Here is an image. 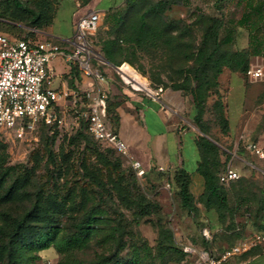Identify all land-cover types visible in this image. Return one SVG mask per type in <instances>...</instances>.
<instances>
[{
  "label": "rangeland",
  "instance_id": "374dc122",
  "mask_svg": "<svg viewBox=\"0 0 264 264\" xmlns=\"http://www.w3.org/2000/svg\"><path fill=\"white\" fill-rule=\"evenodd\" d=\"M4 1L0 0V33L23 36L28 30L25 24L2 16ZM241 11L236 0H222L216 9L201 0H186V4L173 5L163 17L151 13L142 16L144 9L123 14L125 23L120 15L105 16L92 35L93 47L103 61L106 47L115 51L120 63H129L150 88L172 87L174 81L190 77L194 57L215 17H223L227 23L222 37L233 34L235 38L224 47L242 48V34L231 28ZM143 20L150 29L140 28ZM172 21L173 29L159 30L162 22ZM114 39L116 43L111 44ZM252 63L264 64V57H255ZM104 70L118 87L134 90L114 68L106 65ZM224 71L229 76H219V86L208 98L201 123L195 110L190 126L196 140L205 136L218 146L222 161L219 174L231 160L240 170L239 181L224 185L231 204L225 221L215 208L206 209L200 186H191L197 212L193 214L183 205L174 182L177 170L159 168L141 173L128 153L69 124L42 125L23 137L13 130L0 133V204L6 205L3 194L18 185L15 198L7 204L15 215L35 209L68 232H73L74 224L92 208H106L120 236L109 251V264L115 259L131 262L136 248L142 256L152 251L143 264H197V256L188 253L186 246L202 247L214 254L228 249L234 241L228 232L231 228L240 225L251 232L255 229L252 225L259 228L264 224V158L253 155L242 142H264V81L252 82L244 74L228 68ZM232 74L241 77L240 87L233 83ZM218 101L230 121L228 132L221 127ZM108 102L109 107L116 103L110 93ZM108 121L113 123L110 114ZM8 248L7 240H1L0 264H7ZM100 250L94 241L78 256L89 263ZM40 255V264H59L61 259L54 247Z\"/></svg>",
  "mask_w": 264,
  "mask_h": 264
},
{
  "label": "trees",
  "instance_id": "16d2710c",
  "mask_svg": "<svg viewBox=\"0 0 264 264\" xmlns=\"http://www.w3.org/2000/svg\"><path fill=\"white\" fill-rule=\"evenodd\" d=\"M182 4H186V0H128L126 7L107 13L106 17L120 15L122 18L123 14L138 12L141 9H144L142 16L151 13L163 17L173 5ZM237 4L242 11L240 17L232 23L231 28L233 31L238 26L248 29L249 47L242 50L226 49L224 45L233 42L234 35L228 34L225 38L222 37V31L227 23L223 17L221 19L215 17L213 19L214 26L204 37L203 46L194 57L190 77L172 83V88L182 90L192 97L196 110L195 118L198 123H201L208 98L219 86L221 73L228 68L247 77L252 59L264 57V0H238ZM2 5V16L5 19L25 24L28 28L35 27L40 30L48 27L55 16V0H5ZM124 17L127 16L124 15ZM126 21L127 18H122V22ZM162 23L159 30L165 32L175 27L173 21ZM140 28L150 29L144 20L141 22ZM157 29L158 27H156ZM112 43H116V39L111 41ZM102 52L105 60L114 66L122 64L117 59L115 51L106 47ZM94 63L105 74L104 66L107 64L97 60H94ZM67 78L69 85L73 87L76 86V80L82 81V72L78 66L72 68ZM217 104L222 130L228 132L230 121L226 116L224 105L220 101ZM113 110L114 107H109L108 102V118L110 114L113 124L116 125L118 116L114 114ZM80 129L96 139L89 131L88 123L85 120L82 121ZM112 129L115 131V128ZM196 145L200 152L197 171L204 179L201 200L206 209L215 208L219 213L220 220L225 221L227 212L231 211V204L229 191L224 187L226 184L220 181L219 170L222 161L219 157V148L205 136L198 138ZM240 179L241 177L235 181ZM174 182L179 187L183 205L195 214L197 206L191 190V173L184 168L177 169ZM18 189V185H12L3 194V199L7 202L6 205L0 204V241L7 240L9 244L6 253L7 264H40V252L52 247L61 255L59 264H109V251L120 241V236L118 227L106 208H92L74 224L73 232H68L64 227L51 221L44 213L35 209L15 215L7 204L15 198ZM252 226L257 230L247 232L240 225L231 228L228 232L234 238L233 243L247 238L253 232L264 233V224L259 228L256 225ZM94 241L101 250L96 253L94 260L88 263L81 259L78 253L86 250ZM137 250V248L134 250L131 262L123 263L120 259H115L114 264H143L144 258L152 254V251L149 250L142 256Z\"/></svg>",
  "mask_w": 264,
  "mask_h": 264
},
{
  "label": "built area",
  "instance_id": "2783aa9c",
  "mask_svg": "<svg viewBox=\"0 0 264 264\" xmlns=\"http://www.w3.org/2000/svg\"><path fill=\"white\" fill-rule=\"evenodd\" d=\"M100 22L98 11L81 17L74 37L67 40L71 46L67 49L50 39L40 38L39 29L35 27H29L26 34L18 37L0 33V133L13 130L17 136L23 137L42 125L69 124L80 128L85 120L97 140L108 141L127 153L125 141L108 121L109 91L104 87L108 78L94 63V60L106 63L99 59L93 47L92 35ZM58 55L65 57L70 71L74 66L81 70L83 79L76 80V86H55L51 62ZM130 68L134 70L127 62L114 66L123 81L134 90L151 92L149 85L136 86V79H126ZM247 77L252 82L264 81V64L252 63ZM67 113H70V123L67 122ZM242 142L253 155L264 158L263 141ZM135 165L141 173L145 172L139 162L135 161ZM240 177L239 168L231 160L221 173L220 181L229 184ZM263 244L264 233L253 232L220 255L196 246H186L185 250L197 256V264H223L232 256Z\"/></svg>",
  "mask_w": 264,
  "mask_h": 264
},
{
  "label": "crops",
  "instance_id": "0c3cea01",
  "mask_svg": "<svg viewBox=\"0 0 264 264\" xmlns=\"http://www.w3.org/2000/svg\"><path fill=\"white\" fill-rule=\"evenodd\" d=\"M128 0H55V16L53 22L43 30L40 37H46L60 44L65 49L71 48L67 40L76 33V25L81 17L92 11H98L101 20L107 13L127 6ZM205 5L219 8L222 0H201ZM238 3V0H236ZM237 32L242 34V49L249 47V31L238 26ZM109 69L114 65L105 60ZM55 76V86L69 85L67 76L70 68L63 55H58L51 62ZM229 73L224 71L221 76ZM233 83L239 87L241 77L231 75ZM109 77L104 87L116 101L114 114L118 116L116 125L110 123L115 132L127 145V153L140 163L145 172H153L159 168L175 171L184 168L191 173L195 189L204 188V179L198 173L200 152L196 145V136L190 126L195 106L192 97L182 90L172 87H159L151 92H140L118 87ZM70 86V85H69ZM162 89V90H161ZM237 157H240L236 155ZM233 244H236L235 242ZM202 248V247H200ZM225 250H217L220 255ZM223 264H264V244L244 254L235 255Z\"/></svg>",
  "mask_w": 264,
  "mask_h": 264
},
{
  "label": "bare ground",
  "instance_id": "6f19581e",
  "mask_svg": "<svg viewBox=\"0 0 264 264\" xmlns=\"http://www.w3.org/2000/svg\"><path fill=\"white\" fill-rule=\"evenodd\" d=\"M127 80H130V77L136 79V86H140V85H148V81L143 78L140 73L138 74L136 71H134L133 69L130 68V70H128L126 72L125 75Z\"/></svg>",
  "mask_w": 264,
  "mask_h": 264
}]
</instances>
